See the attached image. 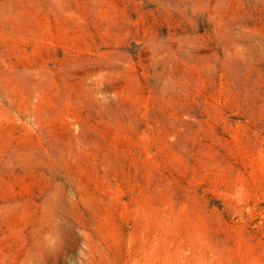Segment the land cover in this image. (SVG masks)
Returning a JSON list of instances; mask_svg holds the SVG:
<instances>
[{"label": "rangeland", "instance_id": "rangeland-1", "mask_svg": "<svg viewBox=\"0 0 264 264\" xmlns=\"http://www.w3.org/2000/svg\"><path fill=\"white\" fill-rule=\"evenodd\" d=\"M0 264H264V0H0Z\"/></svg>", "mask_w": 264, "mask_h": 264}]
</instances>
